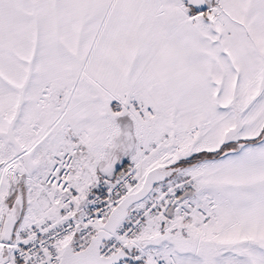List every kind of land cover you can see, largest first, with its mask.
<instances>
[{
	"label": "snow or ice",
	"instance_id": "obj_1",
	"mask_svg": "<svg viewBox=\"0 0 264 264\" xmlns=\"http://www.w3.org/2000/svg\"><path fill=\"white\" fill-rule=\"evenodd\" d=\"M0 264H264V0H0Z\"/></svg>",
	"mask_w": 264,
	"mask_h": 264
}]
</instances>
